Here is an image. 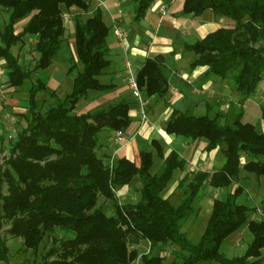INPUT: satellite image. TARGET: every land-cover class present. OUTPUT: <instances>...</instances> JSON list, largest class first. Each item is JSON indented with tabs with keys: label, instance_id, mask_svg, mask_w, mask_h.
<instances>
[{
	"label": "trees",
	"instance_id": "1",
	"mask_svg": "<svg viewBox=\"0 0 264 264\" xmlns=\"http://www.w3.org/2000/svg\"><path fill=\"white\" fill-rule=\"evenodd\" d=\"M131 1L133 20L139 22L157 0ZM89 6L88 0H0V10L7 16L0 28L5 84L17 88L35 71L49 67L63 48L66 25L62 13L72 7L84 12ZM206 9L226 17L232 25L185 44L184 49L196 54L190 67L204 66L208 74L229 77L240 96V106L233 108L231 123L225 120L226 108L213 116L172 108L164 131L190 140L204 138L207 150L221 148V166L213 172L196 170L184 175L176 185L185 187L184 194L174 205L172 194L163 196L162 192L174 171L185 166L176 151L164 153L154 139V151H140L138 166L125 156L105 162L97 155L102 129L124 131L129 127V101L121 99L95 111L72 112L88 90L109 87L98 76L110 64V26L104 22L101 9L95 8L85 20L76 14L73 34L77 59L68 69V74L75 72L71 90L62 100L56 96L53 105L39 112L36 94L47 88L36 79L28 89L26 123L18 131L8 158L0 163V261L10 264L1 234L8 225L7 233L20 238L26 250L36 251L45 235L50 238L52 246L37 264H130L137 258L141 264H166L159 253L139 254L135 246L141 241L151 249L178 246L179 250H173L178 260L167 264H262L264 198L259 208L262 219H250L249 214L258 206L239 200L243 191L240 184L225 200H212L198 241L191 242L181 229L180 221L192 213L204 181L214 188L229 187L241 170L264 177V132L243 121L242 108L264 76V0L182 1L183 14L200 16ZM22 18L25 21L19 26ZM27 36L34 37L37 53L29 69L23 68L12 51ZM167 72L162 54L149 55L135 72L146 97L155 96L165 106L170 105ZM260 115L264 120V105H260ZM154 155L161 164L153 172ZM136 176L140 198L134 203H119L116 192ZM99 199L109 200L110 207L105 208ZM244 224L251 236L245 250L227 256L221 246Z\"/></svg>",
	"mask_w": 264,
	"mask_h": 264
},
{
	"label": "crops",
	"instance_id": "2",
	"mask_svg": "<svg viewBox=\"0 0 264 264\" xmlns=\"http://www.w3.org/2000/svg\"><path fill=\"white\" fill-rule=\"evenodd\" d=\"M93 1V10L99 7L104 22L110 26V33L107 38V44L110 48V64L107 70L98 76L99 81L102 84L109 85V87L104 90H88L78 100L72 112L95 111L109 103L121 99L128 100L131 122L129 127L123 131V138L118 141L114 137L113 130L102 129L98 133L99 144L96 153L105 162H114L117 158L125 156L138 166L140 164V151L153 152L151 141L157 140L164 153L174 150L185 160L184 168L174 171H178L179 175L173 182L172 188L166 194H163L164 191L162 192L163 196L170 194L174 196L179 191L176 185L184 175H190L191 172L196 170L213 172L223 163V153L221 148L207 150L205 148L207 141L204 138L190 140L180 135L166 133L164 125L171 109L174 108L182 112L189 111L194 115L209 114L213 116L228 106H233V108L240 106L238 103L240 96L230 81L208 74L207 68L204 66L190 67L196 54L193 51L184 49V45L202 39L206 34L218 28L230 27L232 22L226 17L215 16L210 9L204 10L200 16H194L191 13L183 14L181 12L183 0H157L146 12L144 18L139 22H135L131 0ZM72 9L78 8L72 7L68 11ZM93 10L88 16L92 15ZM24 21L23 18L20 19L18 25L22 26ZM116 26L123 29L127 34L122 41H119L113 35V28ZM34 53L31 55L33 56ZM154 54H162L165 59L168 69V101L170 105L165 106L163 101L155 96L146 97L142 91V96L149 101L145 118H142L137 100L133 97L126 82L125 63L129 62L136 72L144 59ZM55 58L54 56L49 67L33 73L37 75L36 79L41 80L48 89L51 82L61 86L69 79L68 69L70 65L61 62V60H55ZM76 59H74L75 62ZM1 63L4 62L0 59ZM51 90L57 91V89ZM247 101L248 99L242 105L243 109ZM245 116L246 112L244 111L243 121H245ZM254 126L258 132H264V125L262 126L261 123L258 124L259 127ZM160 164L161 160L154 155L153 169L156 170ZM247 179H253V181L262 179L264 181V177L257 178L241 170L239 176L234 178L229 187L214 188L206 180L203 189L209 188L214 191L216 196L213 199L225 200L227 193L231 192L239 182ZM139 187V182L133 185L130 182L128 185L121 187L116 192L118 202L134 203L138 201L140 198ZM254 187H257V185ZM170 201L173 203V197ZM104 203L105 208L110 207L109 200ZM211 208L212 202L209 204L208 212H211ZM242 227V229H239L246 228V224ZM239 229L230 234L224 244L226 242L232 243L233 239H236V236L232 237V235ZM143 242L141 241L135 247L141 246ZM262 255L264 258V248L262 249ZM263 262L264 259L262 264Z\"/></svg>",
	"mask_w": 264,
	"mask_h": 264
},
{
	"label": "rangeland",
	"instance_id": "3",
	"mask_svg": "<svg viewBox=\"0 0 264 264\" xmlns=\"http://www.w3.org/2000/svg\"><path fill=\"white\" fill-rule=\"evenodd\" d=\"M90 2V6L87 11H81L78 9L69 10L67 13L69 18L67 22L65 21L66 30L63 36V48L58 52L55 56V60H61V62H65L68 65H72L75 62L76 54L74 48V34H73V26H74V16L79 14L81 20H85L88 15L92 12L94 8V1L88 0ZM128 11V10H127ZM6 13L3 10H0V28H2L3 24L6 21ZM35 39L34 37L27 36L23 42H19L16 46L12 47L13 53L18 57L21 65L25 69H29L32 67L34 63V58L37 56V53L31 55L34 51ZM4 63L0 64V163H3L10 154V149L14 142L17 139L18 131L21 129L23 125H25V116L28 115V89L32 84L35 83L37 75L32 74L30 78H27L24 83L17 87L12 88L5 84V76L3 75ZM75 74H68L69 79L61 86H57L51 82L50 88L57 89L51 90L50 88L45 89L44 91H39L36 94V99L38 101V105L36 110L39 112H44L49 106L53 105L56 100V93L59 99H63L71 90L72 87V77ZM230 81V78H227ZM51 92L55 93V95H51ZM260 105H264V76L262 80L258 83L254 93H252L247 101V104L244 108L246 112L245 121H249L254 125L259 123L264 125V120L260 117ZM228 108V109H227ZM226 116L225 120L228 123H231L233 119V106L226 107ZM228 110V111H227ZM23 112V116L18 115ZM225 112V111H224ZM259 129V128H258ZM260 130V129H259ZM160 166V165H159ZM159 168V167H158ZM156 168V170L158 169ZM153 169V172L156 171ZM179 172L176 171L173 173L171 180L168 182L167 187L164 189V193L166 194L170 188L173 186V182L178 177ZM254 176L253 174H250ZM248 180V179H247ZM244 180L239 182V184L243 187V191L239 197L240 201L246 202L249 205H257L258 210L251 212L249 214L250 219L261 220L262 214L259 210L260 204L259 201L264 197V181L260 180ZM139 182L138 177H134L131 181V184H135ZM257 187H254L256 186ZM179 191L174 194L173 204L178 205L180 203V199L184 194L185 187H178ZM3 192H6V187H3ZM216 196L215 192L209 188H204L200 191L199 195L193 202V211L186 218L180 221L181 229L185 232L187 238L191 242L198 241L200 235L202 234L207 219L209 217L210 212H208L209 204L212 202V199ZM255 200V204H254ZM103 199H99V203H103ZM110 204V203H109ZM105 205V203H104ZM8 225H4L1 229V234L4 236L6 245L8 248V258L10 264H37L42 260L43 255L46 250L52 246L50 238L45 235L43 241L40 243L39 248L36 251H32L30 249L26 250L22 245L21 239L18 237H13L7 233L6 229ZM243 228V227H242ZM241 228V229H242ZM239 229L232 237L236 236V239H233L232 243L226 242L221 246V251L224 252L227 256H235L240 255L246 248V244L250 240L251 236L248 233L247 229L243 230ZM59 236V235H56ZM231 237V238H232ZM230 238V239H231ZM173 250H179V247L176 245L165 246L164 248H154L151 249L147 242H143L141 246L137 247V251L139 254L147 253L149 254H157L159 253L164 257V262L167 264L170 261L176 259L178 260L174 254ZM53 257H50L52 259ZM0 264H6V262L0 261ZM132 264H141L140 258H137L133 261ZM264 264V262H263Z\"/></svg>",
	"mask_w": 264,
	"mask_h": 264
},
{
	"label": "built area",
	"instance_id": "4",
	"mask_svg": "<svg viewBox=\"0 0 264 264\" xmlns=\"http://www.w3.org/2000/svg\"><path fill=\"white\" fill-rule=\"evenodd\" d=\"M62 18L64 21H67L69 18V15L67 12L62 13ZM113 35L119 40L122 41L126 37V32L119 28V27H114L113 28ZM125 70H126V82L127 85L133 95V97L137 100V105L139 109V113L142 118H145L146 115V107L148 105V99L144 98L142 96V91L140 87L138 86L137 80H136V75L135 71L132 69L131 65L129 62L125 63ZM114 137L119 141L123 138V131L122 130H115L114 131Z\"/></svg>",
	"mask_w": 264,
	"mask_h": 264
}]
</instances>
